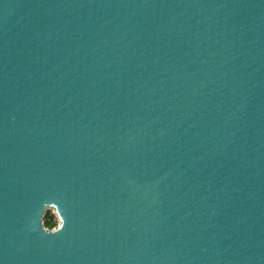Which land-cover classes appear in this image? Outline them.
<instances>
[{"label":"water","instance_id":"obj_1","mask_svg":"<svg viewBox=\"0 0 264 264\" xmlns=\"http://www.w3.org/2000/svg\"><path fill=\"white\" fill-rule=\"evenodd\" d=\"M0 264H264V0H0Z\"/></svg>","mask_w":264,"mask_h":264},{"label":"clouds","instance_id":"obj_2","mask_svg":"<svg viewBox=\"0 0 264 264\" xmlns=\"http://www.w3.org/2000/svg\"><path fill=\"white\" fill-rule=\"evenodd\" d=\"M39 219V227L40 230L45 232V233H56L57 231L55 230H49L50 229V225L47 224L46 222V218H45V214H41L38 216Z\"/></svg>","mask_w":264,"mask_h":264},{"label":"trees","instance_id":"obj_3","mask_svg":"<svg viewBox=\"0 0 264 264\" xmlns=\"http://www.w3.org/2000/svg\"><path fill=\"white\" fill-rule=\"evenodd\" d=\"M46 222L48 225H50V229L54 228L57 225L55 217L50 212H47L46 216Z\"/></svg>","mask_w":264,"mask_h":264},{"label":"rangeland","instance_id":"obj_4","mask_svg":"<svg viewBox=\"0 0 264 264\" xmlns=\"http://www.w3.org/2000/svg\"><path fill=\"white\" fill-rule=\"evenodd\" d=\"M47 212H50L52 215H53V217H55V219H56V222H57V225L54 227V228H56L57 226H58V223H59V221H58V218H57V216L55 215V210H54V208H47L46 209V212H45V216H46V214H47Z\"/></svg>","mask_w":264,"mask_h":264},{"label":"bare ground","instance_id":"obj_5","mask_svg":"<svg viewBox=\"0 0 264 264\" xmlns=\"http://www.w3.org/2000/svg\"><path fill=\"white\" fill-rule=\"evenodd\" d=\"M48 206H46L45 208H47ZM52 208H54V207H52ZM54 210H55V208H54Z\"/></svg>","mask_w":264,"mask_h":264}]
</instances>
